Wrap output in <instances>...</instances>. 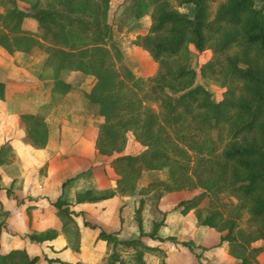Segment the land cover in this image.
Here are the masks:
<instances>
[{"label": "trees", "instance_id": "16d2710c", "mask_svg": "<svg viewBox=\"0 0 264 264\" xmlns=\"http://www.w3.org/2000/svg\"><path fill=\"white\" fill-rule=\"evenodd\" d=\"M0 11V45L40 55L51 68V89L65 92L71 85L62 73L79 71L91 75L86 90H79L86 105L93 104L99 120L95 147L113 155L109 165L117 174L112 188H87L75 193L76 201H96L113 194L129 195L145 170H165L137 189L133 209L136 235L120 237L116 231L99 229L106 241L107 258L97 264H145L144 253L165 263V250L148 245L142 236L158 238L165 210L142 228L143 195L157 197L167 191L200 188L177 201L181 213L192 209L196 222L220 231L231 264H256L248 255L254 240L264 238V19L253 0H174L191 3L192 14L170 5L171 0H118L108 15L111 0H12ZM21 2L22 4H17ZM211 3H215L211 10ZM148 15L147 31L133 44L156 62L155 72L144 86L135 81L112 37L130 18ZM24 18L33 29L22 26ZM203 55L196 69L189 65L190 52ZM219 84L215 100L201 84H192L195 72ZM190 83V84H189ZM189 84V85H187ZM187 85V86H186ZM173 92H176L174 94ZM4 83L0 81V98ZM25 140L34 147L46 141L44 123L32 112L19 113ZM126 131L144 148L121 152ZM116 152V154H114ZM8 142L0 144V165L10 163ZM10 191V186L6 192ZM205 198L206 203L200 205ZM61 227L77 251L78 228L73 211L64 199L52 201ZM121 220V216L119 217ZM85 224L94 226L87 221ZM54 229L28 234L35 241L53 238ZM165 239L177 241L173 236ZM36 255L24 248L0 251V264H36ZM43 264L57 258L45 257ZM70 264H81L78 261ZM264 264V262H263Z\"/></svg>", "mask_w": 264, "mask_h": 264}, {"label": "crops", "instance_id": "0c3cea01", "mask_svg": "<svg viewBox=\"0 0 264 264\" xmlns=\"http://www.w3.org/2000/svg\"><path fill=\"white\" fill-rule=\"evenodd\" d=\"M25 21L31 27L24 26ZM22 26L33 29L34 21L24 18ZM45 55L46 51L36 56L0 45V81L4 83V96L0 98V144L8 142L12 152L10 163L0 165V251L24 248L28 255L38 257L37 264H43L45 257L58 259L51 264L75 261L97 264L108 256L106 241L97 237L99 229L116 231L120 237L137 234L132 214L138 197L130 208L126 204L130 194H113L96 201L75 200V193L87 188L97 191L112 188L117 174L109 165L113 155L98 152L94 145L99 122L93 114L94 105L84 104L79 95V90L89 86L81 87L80 81L92 77L79 71L62 73L71 88L54 91L51 89L54 71L42 65ZM26 111L35 113L44 123L46 141L42 147H34L25 140L19 113ZM9 186L10 191L6 192ZM174 191H167L156 200V209L165 210L163 224L155 232L162 240L149 237L147 242L142 236L143 242L170 248L164 264L233 263L236 258L227 252L221 232L198 224L192 209L181 213L176 206L178 200L175 208L161 207L165 194ZM56 198L64 199L73 211L79 233L77 251L73 250L74 239L62 229L55 215L52 201ZM141 218L143 230H150V219L145 226L142 215ZM44 229L57 233L40 241L28 238V234ZM167 236L186 241L187 245L167 244L163 240ZM259 241L256 239L252 244ZM143 257L145 264H160L155 254L145 252Z\"/></svg>", "mask_w": 264, "mask_h": 264}, {"label": "rangeland", "instance_id": "374dc122", "mask_svg": "<svg viewBox=\"0 0 264 264\" xmlns=\"http://www.w3.org/2000/svg\"><path fill=\"white\" fill-rule=\"evenodd\" d=\"M117 2L118 0H111L110 8L108 10L109 16L111 15V13L113 12L115 13L114 7ZM253 2L255 6L261 7L262 15L264 19V0H253ZM13 4L14 2L12 0H4L3 3L1 4L2 5L1 11L10 8ZM17 4L20 5L22 3L18 2ZM170 5H173L175 8L181 11L187 12L188 14H192L193 12V7L191 3H183L180 5H177L176 1L171 0ZM214 5L215 3L210 4L211 10L214 8ZM149 22H150L149 16L143 15L139 18H130L126 20L123 23V25H121L120 29H117L115 27H113L112 29V37L114 41L116 42L117 47L120 49L122 56L126 59V62L132 65L133 67L132 71L135 75V81L142 86L145 85L146 79L155 72L157 64L152 59V57L149 55L147 51L142 49L140 46L133 44V40L135 39L137 35H142L147 31ZM23 25L26 27H31L30 22L28 21L27 22L25 21ZM202 58H203V55H198L193 50H191L188 63L192 68L196 69L197 64L202 60ZM91 81H92V78L91 80H89V78L85 77L80 81V83L79 82L78 83L80 84L81 87L86 88L88 84L90 85ZM191 83L201 84L203 87H205L210 92V97L212 100H215L217 98L218 91L220 88L217 80L207 78V77H202L196 71L195 76ZM173 93L176 94V92H173ZM143 148L144 146L134 139L132 133L130 131H126V143L121 152L136 153L142 150ZM114 154H116V152H114ZM165 173H166L165 170H156V169H152V170L150 169V171L149 170L143 171L136 181V186H135L134 191L130 194V196L126 198V202H127L126 204L129 205V208L132 203H136V199L137 197H139V194L137 193V189L140 186L146 185V182L152 178L165 177ZM199 189L200 188H183V189L176 190L174 192L165 194L166 195L165 198H162L161 207L175 208V203L177 200L181 198L191 197L194 194H196L197 191H199ZM156 193H157L156 190H152L150 193L143 195L145 209L141 210V215L144 218L145 226L148 225L149 219H150L149 226H151V220L158 219L160 217V213L156 209V200L158 198ZM205 203H206V199L203 198L199 204L203 205ZM132 221H134L133 216H132ZM210 231H214V230L211 229ZM210 238L211 237H209V239ZM149 239L150 238L147 236L144 237V240L147 242L150 241ZM259 239L260 241L257 242V244L250 243L252 246H249L251 248H249L247 252H248V255L251 257V259L254 260L256 264H263L264 262V238H259ZM69 240L71 241L70 238ZM163 240H165L164 242H166L167 244L176 243L174 241H170L165 238ZM221 245H223V242L221 243ZM164 249L167 251L166 255H168L170 248L164 247Z\"/></svg>", "mask_w": 264, "mask_h": 264}]
</instances>
